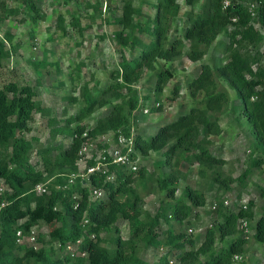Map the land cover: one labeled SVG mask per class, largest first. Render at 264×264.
<instances>
[{"label":"trees","instance_id":"1","mask_svg":"<svg viewBox=\"0 0 264 264\" xmlns=\"http://www.w3.org/2000/svg\"><path fill=\"white\" fill-rule=\"evenodd\" d=\"M35 1L0 0V30L21 8L28 11L33 22L42 20ZM179 1L156 0L152 20L144 22L139 20L142 9L131 0H121L117 17L107 5L110 17L119 27L113 33L118 45L131 51L139 47L140 52L129 60L121 54L118 68L109 75L110 83L96 95L85 87L84 104L62 125L55 118L48 119L51 140L61 136L69 140L67 146L43 145L37 138L26 139L34 115L50 114L49 109L37 104L36 90L31 85L10 81L0 87V178L8 189L0 198V204L6 202L0 208V264H69L70 259L56 252L53 244L64 245L80 238L81 250L87 256L73 260L72 264H152L142 253L160 248L165 250L156 264H166L169 255H174L178 264H230L234 254H245L249 242L238 229L241 219L252 223L251 239L264 247V204L255 218L253 200L246 203V209L239 205L230 209L223 206L224 198H214L209 205L213 221L199 237L175 232L169 225L165 233L160 232L163 224L182 225L197 218L199 209L206 206L203 192L189 186L180 199L175 198L184 177L181 163L191 160L200 177L210 174V179L223 191H228L233 183L245 188L250 171L264 166V0H231L226 8L225 0H182L186 7V58L191 62L201 60L217 38L224 35L226 40L214 47L222 56L221 63L216 68L201 63L197 75L187 82V94L194 104L188 111L157 126L147 137L142 132H130L131 114L139 107L133 86L143 69L154 70L157 61L174 62L183 55L182 38H170L171 22L181 11ZM64 24V18L58 16V29L64 31ZM69 25L80 30L74 16ZM133 31L145 33L150 41L142 43L131 35ZM13 48V35L5 31L0 36V63L9 58ZM155 76L153 96L158 101L173 74L163 69ZM222 82L235 93L240 114L249 124L253 138L254 156H250L244 172L236 178L223 171L226 161L210 150L213 138L222 133L220 118L229 101ZM179 93V86H174L173 98L168 99H175ZM153 107L161 109L160 104ZM103 109H107L105 115L90 126L85 123ZM86 130L89 137L118 130L126 136L132 134L134 155L158 156V173L149 172L138 162L137 171L132 173L118 168L113 183L105 184L102 178L92 177V185L106 193L103 200L97 201L88 199L87 189L79 182L67 190L56 189L66 182L67 175L77 171L81 134ZM33 152L38 159L35 163L31 162ZM37 184H46L48 193L36 195L33 188ZM74 194L79 195L77 200L73 199ZM158 194L167 198L166 207H159L154 214L147 212L146 197ZM259 196L264 197V188H259ZM240 198L238 194L235 201ZM213 202L215 210H211ZM121 220L127 225L125 237L120 235L117 225ZM41 225L46 234L39 233L37 249L16 243L17 231L26 235Z\"/></svg>","mask_w":264,"mask_h":264},{"label":"rangeland","instance_id":"2","mask_svg":"<svg viewBox=\"0 0 264 264\" xmlns=\"http://www.w3.org/2000/svg\"><path fill=\"white\" fill-rule=\"evenodd\" d=\"M131 1L142 9V15L139 17L141 22L152 20L156 0ZM35 2L43 16L42 20L33 22L28 11L21 8L16 16L9 18L2 25L0 36L5 31H9L13 35L14 48L9 58H4L0 63V87L10 81L31 85L36 90L37 104L41 108L49 109L50 114L34 115L31 132L25 134L26 139L37 138L43 145L67 146L69 140L61 136L51 140L48 119L55 118L62 125L84 104L82 92L85 87L91 95H96L110 83L109 75L118 68L120 55L123 54L129 60L138 56L140 48L136 47L131 51L121 47L113 37V33L119 27L110 17L107 5L112 7V13L117 17L120 15L121 0H36ZM179 5L181 11L171 22L170 38H182L185 45L183 55L174 62L157 61L154 70L143 69L140 80L133 86L139 99V107L131 114L129 122L130 132L134 134L142 132L147 137L157 126L169 123L179 114L188 111L194 104L187 94V82L197 75L201 63H207L212 68H216L221 63L222 56L214 47L226 40L224 35L217 38L201 60L191 62L186 58L188 42L183 39L186 25L183 13L186 7L182 0L179 1ZM58 16H62L65 20L64 31L57 27ZM71 16L79 20L80 30L72 29L69 25ZM130 33L144 44L150 41V37L143 32ZM163 69L172 71L173 77L157 101L153 96L155 75ZM222 85L227 89L229 101L220 118L222 133L213 138L210 150L215 156L226 161L223 171L236 178L244 172L250 156H254L253 138L249 124L240 114L239 101L235 93L224 82ZM174 86H179L180 93L175 99L169 100L170 96L173 98ZM156 103L161 105V109H154ZM144 109L149 110L147 114L143 113ZM106 112L107 109L95 112L85 123L90 126ZM159 159L154 154L147 157L138 155V162L155 174L158 173L156 163ZM37 160L33 152L31 162L35 163ZM180 169L184 177L179 182L175 198L180 199L184 188L189 186L203 192L206 206L199 209L197 218H190L182 225L175 222L163 224L160 230L162 234L170 226L175 232L182 231L187 236L199 237L213 221L209 205L214 198L230 200L232 202L230 209L236 208L235 206L240 205V202L247 203L253 200L255 218L260 215L264 197L259 196V188H264V166L250 171L245 188L233 183L228 191L220 189L210 179V174L204 178L200 177L197 166L191 160L181 163ZM238 194L241 195L240 201H235ZM167 202L163 194L151 195L146 197L144 209L154 214L159 207H166ZM166 215L168 217L170 213L167 211ZM117 225L120 235L127 236L126 223L121 220ZM189 230H192V233H189ZM37 231L38 234H46L43 225L37 228ZM163 252L160 249H148L143 251L142 257L156 264ZM244 253L248 257L247 264H264V247L253 239L250 238Z\"/></svg>","mask_w":264,"mask_h":264},{"label":"built area","instance_id":"3","mask_svg":"<svg viewBox=\"0 0 264 264\" xmlns=\"http://www.w3.org/2000/svg\"><path fill=\"white\" fill-rule=\"evenodd\" d=\"M237 1V0H235ZM231 0L223 1V8H226L230 4ZM253 15V14H252ZM159 103L155 104L157 108ZM148 109H144L143 113L147 114ZM83 139L82 146L78 152V169L76 172L67 175V180L63 185H57L56 189L67 190L70 187L76 185L79 182L88 191V199L90 201L103 200L105 198V190L92 185V177L102 178L105 184L113 183L116 180V171L118 168L132 173L137 171L138 157L135 156L134 140L132 134L126 136L119 130L116 132H109L99 136L89 137L87 130L81 134ZM92 162L91 165L88 163ZM82 166V168H80ZM8 191L4 181L0 178V198ZM33 192L36 195H44L48 193L46 184H37L33 188ZM78 194L73 195V199L77 200ZM231 201L224 199L223 206L229 208ZM6 202L3 200L0 204V208H3ZM242 209H246V203L240 202ZM216 204H211V210H215ZM78 208V204L74 205V209ZM83 222L86 224L87 219ZM238 229L245 240H250L252 231L250 223L247 219H241L238 222ZM1 231V222H0ZM192 233V230H189ZM38 231L37 228H32L28 234L24 235L21 231L16 232V243L18 245H26L34 249L38 248ZM90 238H94L90 235ZM83 238L76 240L75 242H68L64 245L60 243H54L53 247L56 252H60L63 256L70 259L69 264H72L73 260L87 256L86 251L81 250ZM160 251H164L160 248ZM248 257L246 254L236 253L232 256L230 264H247ZM166 264H178L174 255H169Z\"/></svg>","mask_w":264,"mask_h":264},{"label":"crops","instance_id":"4","mask_svg":"<svg viewBox=\"0 0 264 264\" xmlns=\"http://www.w3.org/2000/svg\"><path fill=\"white\" fill-rule=\"evenodd\" d=\"M146 261H148V260H146ZM148 262H150V263H152V264H153V262H151V261H148Z\"/></svg>","mask_w":264,"mask_h":264}]
</instances>
